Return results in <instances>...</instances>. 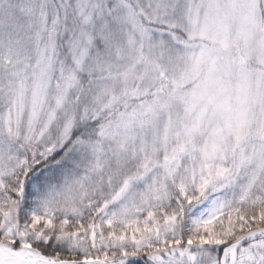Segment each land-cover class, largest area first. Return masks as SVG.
Masks as SVG:
<instances>
[{"label":"snow or ice","instance_id":"1","mask_svg":"<svg viewBox=\"0 0 264 264\" xmlns=\"http://www.w3.org/2000/svg\"><path fill=\"white\" fill-rule=\"evenodd\" d=\"M0 264H264V0H0Z\"/></svg>","mask_w":264,"mask_h":264}]
</instances>
